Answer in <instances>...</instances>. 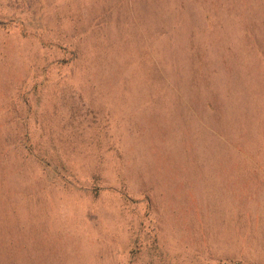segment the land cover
Masks as SVG:
<instances>
[{
  "label": "rangeland",
  "instance_id": "obj_1",
  "mask_svg": "<svg viewBox=\"0 0 264 264\" xmlns=\"http://www.w3.org/2000/svg\"><path fill=\"white\" fill-rule=\"evenodd\" d=\"M0 264H264V0H0Z\"/></svg>",
  "mask_w": 264,
  "mask_h": 264
}]
</instances>
